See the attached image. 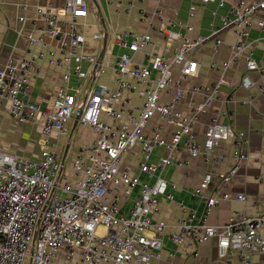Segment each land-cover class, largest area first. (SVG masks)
<instances>
[{
	"label": "built area",
	"instance_id": "obj_1",
	"mask_svg": "<svg viewBox=\"0 0 264 264\" xmlns=\"http://www.w3.org/2000/svg\"><path fill=\"white\" fill-rule=\"evenodd\" d=\"M189 14L199 5L217 3L223 7L226 0H187ZM229 4L220 19V27L210 36L190 39L191 25L169 22L185 33L170 36L181 41L178 50L168 56L151 54L148 66H134L133 56L148 48L149 34L120 32L115 35L118 53L113 62L117 80L113 89L96 86L95 80L105 72L107 60L81 53L82 37L75 23L88 15L85 0H65L62 12L69 18L65 24L50 9L36 11L39 25L34 35L28 36L31 48L44 40L55 44L58 56L52 61L58 68H65L64 85L56 93L51 108L42 109L26 99L30 85L28 77L35 63L46 58L32 49L19 60H9L0 68V107L19 124L39 129L43 150L39 158L31 160L0 149V264H160L167 226L150 218V213L160 198L172 200L167 193L168 183L160 175L153 183L140 180L122 167V159L135 148L139 152V174L154 178L156 171L165 167L182 168L185 163L175 161L173 154L185 150L192 158L203 162L224 160L215 150L228 141L237 148L246 142L245 135L237 132L232 124L224 125L215 120L206 127L202 142L194 138L193 127L205 115L219 93L222 81L210 87L197 86L193 93L201 95L190 116L176 109L183 90L181 81L193 76L197 63L191 55L202 45L212 43L217 54L223 43L218 35L230 31L235 42L229 46L231 58L223 65L243 60L245 70L240 86L248 90L255 85L251 74L258 72L257 62L248 48L249 32L253 27L262 28L264 21L256 14L264 11V0H245ZM144 0H128V7L135 8ZM146 16L144 9H139ZM154 15L162 22V15ZM23 22V18H20ZM158 31L167 32L164 24ZM211 63L210 70H217ZM177 72V77H174ZM77 78V85L70 86V78ZM260 92L264 94V79ZM175 85L172 91V86ZM130 92L140 100V105H130L123 98ZM172 93L170 102H162L164 93ZM248 105L249 101L242 102ZM81 110L79 123L90 129L95 139L83 145L70 161L58 156L59 139L67 138L68 125L76 111ZM158 116L159 123L145 134L149 121ZM264 116V113H263ZM103 118H106L105 121ZM171 129L169 139L162 137L163 128ZM57 141L55 143L54 141ZM157 148L165 156L152 164ZM236 163L245 160L240 150L233 155ZM234 165L225 172H205L193 195L204 205L201 218L194 215L177 221L178 231L169 235L173 246H181L190 239L202 244L216 240L220 258L236 256L240 264H252L249 256L258 253L264 257V238L259 232L264 228V214L230 221L223 226L207 223V216L219 201H228L230 195H206L218 183L225 190L237 174ZM174 189V186H171ZM136 191V198L127 211L124 208ZM244 202L245 197L236 196Z\"/></svg>",
	"mask_w": 264,
	"mask_h": 264
},
{
	"label": "crops",
	"instance_id": "obj_2",
	"mask_svg": "<svg viewBox=\"0 0 264 264\" xmlns=\"http://www.w3.org/2000/svg\"><path fill=\"white\" fill-rule=\"evenodd\" d=\"M65 0H0V68L7 61H19L26 56L27 51L42 52L46 58L35 63L32 73L37 76L28 77L30 85L26 99L39 105L42 109L52 106L56 93L63 87L65 68H58L52 63L58 54L55 44L48 39L44 40V48L36 45L31 48L28 44V36L34 35L35 28L39 25L36 11L50 8L63 24L69 18L63 14L62 8ZM88 5V15L84 19L76 20L75 27L82 37L81 53L96 56L107 60L105 72L95 80L96 86L113 89L117 80V74L113 70V62L118 53L115 45V35L120 32L133 34H149L151 45L144 51L133 56L134 66H148L150 55L158 54L168 56L175 53L180 47L181 41L169 35L185 33L184 29L176 26L170 27L169 22H182L191 25L194 30L186 36L194 39L197 36H210L220 27V19L229 8V4L245 0H226L223 7L217 3L199 5L194 14H189V2L187 0H144L143 4L129 8L128 0H85ZM139 9L146 11V16L139 14ZM159 12L162 22L154 15ZM23 18V22H20ZM257 20L264 21V11L256 14ZM164 24L166 33L159 32L158 26ZM223 43L217 54L213 53L212 43L200 46L191 58L197 63V71L193 76L181 81L183 96L176 105V109L184 116L191 115V109L197 107L202 100L198 93H193L197 86L210 87L222 81L219 93L213 100L205 115L198 118L193 127L194 138L202 142L206 127L212 120L220 124H232L237 132L245 135L246 142L239 146L230 140L215 150V155L223 156L224 160L203 162L201 159L192 158L183 149L173 154L175 161L185 163L182 168L167 166L159 173L156 171L154 178L149 175L139 174V152L135 148L122 159V167L131 175H139L141 181L153 183L155 177L160 175L168 183L167 193L172 194V200L160 198L150 213V218L166 224V235L163 241L162 259L160 264H240L238 258H220L216 240H209L202 244H196L190 239L181 246H173L168 240L170 234L178 231L177 221L194 215L201 218L204 214V205L200 199L193 195L198 187L202 175L210 170L225 172L237 165V174L227 184L225 190L214 183L206 195H216L224 191L230 195L228 201H219L207 216V223L212 226H223L230 221H239L244 217H253L264 214V94L260 92L261 79H264V26L253 27L249 32L248 48L246 53H251L257 62L259 71L253 72L251 77L255 85L245 90L240 86V78L245 70L244 61L238 60L224 70L223 65L231 58L229 46L235 42L230 31L218 35ZM217 64V70H210L211 63ZM177 77V72H174ZM77 78L71 76L70 86L77 85ZM175 85L172 86V91ZM123 98L130 105H140V100L135 94L126 92ZM172 93H164L162 102L172 101ZM249 101L248 105L242 102ZM107 121L106 118H103ZM74 123V119L70 123ZM68 125V137L59 139L58 156L61 160L70 161L78 153L79 149L95 139L90 129L78 122L75 128ZM158 116H154L145 128V134H149L151 128L158 124ZM71 126V130H70ZM171 128H163L162 137L169 139ZM75 135L76 145L70 151L71 138ZM57 143V141H54ZM68 149L66 151V147ZM0 149L15 156L36 160L43 150L39 129L28 124L19 125L7 113L6 106L0 107ZM240 150L246 159L236 163L233 155ZM164 150L157 148L152 156L151 163L157 164L159 158L164 157ZM171 186L175 188L172 189ZM245 197L244 202L236 200V196ZM134 192L124 211L130 207V203L136 198ZM264 238V228L259 232ZM252 264H264V257L258 253L249 256Z\"/></svg>",
	"mask_w": 264,
	"mask_h": 264
},
{
	"label": "water",
	"instance_id": "obj_3",
	"mask_svg": "<svg viewBox=\"0 0 264 264\" xmlns=\"http://www.w3.org/2000/svg\"><path fill=\"white\" fill-rule=\"evenodd\" d=\"M80 115H81V110L79 109V110L76 111V114H75V117H74L73 128H75L76 125L78 124L79 119H80ZM67 149H68V146L66 147V151H67Z\"/></svg>",
	"mask_w": 264,
	"mask_h": 264
},
{
	"label": "rangeland",
	"instance_id": "obj_4",
	"mask_svg": "<svg viewBox=\"0 0 264 264\" xmlns=\"http://www.w3.org/2000/svg\"><path fill=\"white\" fill-rule=\"evenodd\" d=\"M16 122V121H15ZM17 123V122H16ZM73 122L70 123V125H72ZM19 124V123H18ZM22 125V124H19ZM70 130H71V126H70ZM76 145V139H75V135L71 138V146H70V151L73 150V148Z\"/></svg>",
	"mask_w": 264,
	"mask_h": 264
}]
</instances>
